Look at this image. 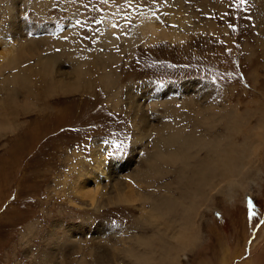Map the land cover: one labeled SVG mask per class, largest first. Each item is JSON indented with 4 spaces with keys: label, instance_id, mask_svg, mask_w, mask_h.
<instances>
[{
    "label": "rangeland",
    "instance_id": "1",
    "mask_svg": "<svg viewBox=\"0 0 264 264\" xmlns=\"http://www.w3.org/2000/svg\"><path fill=\"white\" fill-rule=\"evenodd\" d=\"M34 1L0 0V87L25 43H57L42 50L56 64L44 74L25 51L30 91L17 80L15 93L29 103L0 109L16 125L0 129V264H264V0H46L41 12ZM75 58L89 70L79 81ZM172 103L178 161L149 187L134 182L133 203L108 202L121 197L110 172L117 182L143 169ZM225 162L236 184L214 177Z\"/></svg>",
    "mask_w": 264,
    "mask_h": 264
},
{
    "label": "bare ground",
    "instance_id": "2",
    "mask_svg": "<svg viewBox=\"0 0 264 264\" xmlns=\"http://www.w3.org/2000/svg\"><path fill=\"white\" fill-rule=\"evenodd\" d=\"M39 1V0H38ZM36 2L37 1H34V9L41 12L43 9H46V7L49 6L50 2L49 1H46V0H40L39 1V4L36 5ZM262 7H263V10H264V5L262 4ZM211 24H207V27L210 28ZM213 27V26H212ZM40 40V39H39ZM48 42L44 39L42 40L43 41V47H40V45L38 44L39 41L38 40H33L31 42H29L28 44H24L23 47H20L18 49V57H13L11 58L8 63L6 64V67L10 70V75L6 76V78H4V82L1 84V89L2 90H6L7 93L9 94V98H8V102L6 103L5 107H0L1 110H3L4 108H8V109H13L15 110L19 104V101L21 102V100L23 99V101H25L26 103H29V99L30 98H27V95H21L20 93H15V84H16V81L17 80H20L22 83H23V86L22 88L24 90H27V91H30L29 87H28V75L32 72V70H29L30 69V66L25 64L24 66H21L22 65V60H26L27 58L25 57V51L26 50H29L30 53H35V56L37 58V64L40 63V60L43 59V63L41 64L42 68H39L38 70L41 71L42 70V73L44 74L45 72H48L50 71L56 64L54 61H52V57L48 55H46L45 53L42 52V50L44 49V47L47 45V46H55V44H57L54 40L52 41V39H47ZM57 41V39H55ZM59 43H60V40H58ZM55 42V43H54ZM62 42V41H61ZM62 44V43H61ZM63 45V44H62ZM72 49V48H71ZM68 50V49H66ZM64 51V49L62 50ZM47 52H50V51H47ZM66 53V52H65ZM87 53V52H86ZM73 54V53H72ZM71 54V55H72ZM70 55V54H69ZM86 55V54H85ZM94 55V54H93ZM54 56V55H52ZM68 56V55H67ZM76 56V55H75ZM57 57V56H56ZM92 57V55L90 56ZM29 58V57H28ZM55 58V57H54ZM70 58V57H69ZM94 58V57H93ZM58 59V57L56 58ZM76 59V58H75ZM96 59V57H95ZM74 60V59H73ZM101 60V59H100ZM87 61V60H85ZM85 61H81L76 59L74 61V73L77 75V81H79L80 79H82L83 77L87 76L88 75V71L87 70L88 68L85 67ZM90 62V61H89ZM92 62V61H91ZM93 62H95L93 60ZM92 62V64H93ZM98 62V61H97ZM96 62V63H97ZM104 62V61H102ZM101 62V65H103ZM57 63V62H56ZM88 63V62H87ZM96 63H94V65H96ZM99 63V62H98ZM107 65V63H106ZM98 69H100V76L99 77H106V76H109L110 72L108 71V69L106 68V66H103L102 68H99L98 67V64L96 65ZM2 68H0V74L2 73L1 71ZM18 69V70H16ZM14 71H18V73L14 72ZM11 72H14L15 74L11 73ZM39 73V72H38ZM62 76H64L66 73L65 72H61L60 73ZM90 76V75H89ZM88 76V78H90ZM91 79V78H90ZM64 81V80H63ZM90 82V81H89ZM86 83V82H84ZM52 83H50V86L52 87L51 85ZM68 84V83H67ZM101 84H103L106 88L109 86L110 84V78H105V79H102L101 80ZM72 87V86H71ZM65 89V87L63 88ZM1 90V92H3ZM34 94V93H33ZM32 93H29L28 96L31 97L33 95ZM22 98L18 101V98L21 97ZM196 96V95H195ZM35 99H39L38 97H36L34 95ZM188 97V96H187ZM195 100V97L194 98H191L188 100V102L184 103V107L188 108V109H192L194 108V106L197 108V106L193 103V101ZM199 101V99H198ZM13 102V103H12ZM177 108V103H172V104H169V105H166V117L163 118V120L161 122H159V126L157 128H155L156 130V139L154 140V144H153V147L150 149L149 152H147V154L142 158L141 160V165L143 166V169L140 170L139 172H137L135 175H132V176H125L126 179H124V181L121 179L120 181H117V182H111L112 178V172H113V175H115L114 177H116L117 173L114 172V171H111L110 172V180H109V183L107 184L108 187H109V192H112V190L114 189V187L116 186H119L121 187V197L117 200H110L108 202L112 203V204H118V203H125V204H131L134 202V200L132 199V195H133V183L134 182H140V183H143L145 184L146 186H151L153 184V179L156 175H158V173L160 172V168H161V165L160 163L164 162V163H168V162H175V161H178V160H175V159H171L172 156H170V154H173L175 151L173 149L172 151V146L174 145H178L177 142H178V137L175 133H173L171 131V128H172V125L169 124L168 122H166L167 120V113L169 112V110L171 108ZM201 107V106H200ZM164 109V110H165ZM194 110H197L196 112L199 113V114H204L205 116V110L203 109V107H201V110L199 109H194ZM17 113V112H16ZM196 113V115H197ZM212 114V113H211ZM239 117V112L238 111H234L231 115H229V119L230 121H234L236 119V117ZM144 119V118H143ZM210 120H212V118H209ZM183 120V119H182ZM10 121V120H9ZM177 121V124L178 126H181L182 125V122L180 118H177L176 119ZM143 122V121H142ZM0 129L1 130H9V131H14L16 125L14 123H11V122H7V126L5 125H2V122L0 121ZM147 125V124H146ZM140 127V126H139ZM143 127V126H142ZM142 129V128H141ZM144 130V131H143ZM141 130V135L139 140L140 139H143V136L144 137H148L150 135V132H149V129H148V126L144 127V129ZM138 134H140V131L138 132ZM225 138H230V135H227ZM143 141V140H142ZM182 160V159H180ZM199 162L200 165H205L209 162V159L208 158H199L197 160ZM245 167L248 166L249 168V165L245 164L244 165ZM246 169L242 171H244L243 173L244 174H247L250 172V170H252L251 168L249 169ZM231 170H229L230 172ZM228 172V169L226 167L222 168V170L220 171V173H218L216 175V177L218 178V176L220 177V180L223 179L225 177V174ZM119 175V174H118ZM102 176H105L104 174ZM187 177V176H186ZM126 180V181H125ZM190 180V179H189ZM187 181V182H184V184L181 186L183 188V190L187 187H190L191 185L195 184V180L194 178L191 179L190 181ZM216 180V179H215ZM182 181V180H181ZM200 186V185H199ZM216 186V182H213L211 184V187L212 189L214 190V187ZM246 186H242V188H244ZM167 188V187H165ZM211 189V190H212ZM210 190V192H211ZM243 191V190H242ZM183 193V192H182ZM204 197V196H203ZM157 202V200H154ZM170 201V203H173L174 205H177L175 203V201L170 198V199H167V200H164L165 203H168ZM153 204H156L153 202ZM163 207H165L164 205H162ZM175 207V206H174ZM176 209V207H175ZM178 209H176L175 211L178 213L177 211ZM180 210V209H179ZM184 208L182 209V212H184ZM180 214V213H179ZM180 216L182 217V215L180 214ZM182 219V218H181ZM158 234V233H157ZM165 234V233H164ZM159 235V234H158ZM156 235V236H158ZM154 239L153 237H150V240ZM87 241V240H86ZM141 242V241H140ZM137 243V244H143V243ZM154 242V241H153ZM150 244V243H149ZM78 245V244H77ZM156 245V244H155ZM80 247V246H79ZM148 247V246H147ZM151 247V246H150ZM156 247V246H155ZM141 248V246H140ZM154 248V246H153ZM108 249V248H107ZM77 250V249H76ZM155 250V249H154ZM136 251V250H135ZM134 251V252H135ZM150 251H153V250H149L147 253H149ZM133 252V251H132ZM137 252V251H136ZM131 255V254H130ZM134 255V253H133ZM101 257V256H100ZM132 257V256H130ZM135 258H136V263L138 262H143L141 261L143 258L140 256H138V254H135ZM146 259V258H145ZM150 259V258H148ZM150 261V260H149ZM148 261V262H149ZM146 262V261H144ZM145 264V263H144ZM146 264H149V263H146Z\"/></svg>",
    "mask_w": 264,
    "mask_h": 264
},
{
    "label": "crops",
    "instance_id": "3",
    "mask_svg": "<svg viewBox=\"0 0 264 264\" xmlns=\"http://www.w3.org/2000/svg\"><path fill=\"white\" fill-rule=\"evenodd\" d=\"M25 23V22H24ZM27 24V23H26ZM30 24L31 23H29L28 22V25L29 26H26L27 27V29H28V31L31 29V27L32 26H30ZM207 157H210V156H207ZM230 163H227V162H225L224 163V166L222 165V168H224V167H227L228 165H229ZM232 167H234L235 165L232 163ZM222 168L219 170V172L222 170ZM243 168H244V170H246L247 169V167H245V166H243ZM231 171H230V175L233 173V169H230ZM217 175V174H216ZM216 175L214 176V177H216ZM238 178V177H237ZM223 179H225V180H227V182H228V179H227V177L225 176ZM223 179H221V181L223 180ZM236 182H237V180L235 179V177H233V176H231L230 178H229V182H228V184L230 185V184H236ZM213 183V181L212 180H210V184H212ZM216 184H217V182H216ZM229 187V186H228ZM257 231L258 230H256V229H254L253 230V235H254V238H255V236H256V233H257ZM245 235V234H244ZM244 239V238H243ZM246 240V239H245ZM244 241V240H243ZM254 241H255V239H254ZM252 244V243H251ZM245 246H246V244H245ZM252 246H254V245H250V250H252ZM244 252H245V248H244ZM244 252H243V254L242 255H240V256H237V257H242L243 255H244ZM252 253H250V255H251ZM237 257H235V258H237ZM242 259V258H241ZM244 261V260H243ZM246 263H249V262H246ZM251 263V262H250ZM249 263V264H250ZM202 264H204V262H202Z\"/></svg>",
    "mask_w": 264,
    "mask_h": 264
},
{
    "label": "snow or ice",
    "instance_id": "4",
    "mask_svg": "<svg viewBox=\"0 0 264 264\" xmlns=\"http://www.w3.org/2000/svg\"><path fill=\"white\" fill-rule=\"evenodd\" d=\"M247 2V0H238L237 3V7L241 6V5H245ZM229 27H233V25H229ZM255 215V213L251 210V202H250V209H249V216L251 218V216Z\"/></svg>",
    "mask_w": 264,
    "mask_h": 264
}]
</instances>
